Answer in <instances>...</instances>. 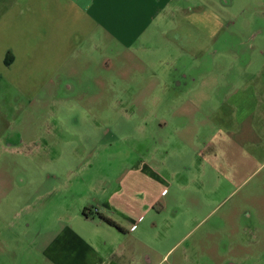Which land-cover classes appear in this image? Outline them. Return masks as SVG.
Wrapping results in <instances>:
<instances>
[{"label":"rangeland","instance_id":"obj_1","mask_svg":"<svg viewBox=\"0 0 264 264\" xmlns=\"http://www.w3.org/2000/svg\"><path fill=\"white\" fill-rule=\"evenodd\" d=\"M11 1L0 0L2 37L12 44L28 33L34 52L19 63L25 88L15 103L0 89V104L14 105L11 118L0 108V264H51L44 249L66 226L121 264H264V119L253 138H238L235 110L222 102L252 75L264 79V0L194 14L207 28L198 24L186 54L168 24L146 44L142 65L113 60L109 49L85 53L35 95L27 90L47 62L45 37H36L46 7H23L17 22ZM176 85L175 102L158 108V96L171 97L160 88ZM142 163L166 184L135 230L76 214L81 202L99 208Z\"/></svg>","mask_w":264,"mask_h":264},{"label":"crops","instance_id":"obj_2","mask_svg":"<svg viewBox=\"0 0 264 264\" xmlns=\"http://www.w3.org/2000/svg\"><path fill=\"white\" fill-rule=\"evenodd\" d=\"M221 1L107 0L104 6L98 7L93 0H12L10 9H13V12L16 13L17 22H21L23 7H46L44 12L46 13L45 21L43 26L40 24L41 31L36 37H39V35L42 38L43 35L45 37L43 47L47 62H45L44 69H39L40 74L38 76L31 74L30 77L32 78H30L27 93L37 94L42 86L49 84L61 71L66 72V70H69L70 61L73 60L77 63L85 53L91 54V52H94V54L104 57L106 49H109V55L113 57V60H118L119 57L129 60L130 56H133L137 65H142V58L147 49L146 44L152 42L156 37H162L164 33L166 34L164 27L168 24H171L174 36L175 45L173 46H176L177 51L181 54H186L183 49L186 48L187 43L190 42L189 40L196 37V29H199L198 24L207 28V23L198 21L194 14L200 13V16L204 17L203 15H207V7L212 9L215 7L214 11L224 13V11L228 12L225 7L234 5V0ZM235 1L242 5H259V0ZM197 7L200 8L197 10ZM201 7L205 8L201 10ZM39 11L35 10L36 16L39 15ZM28 12L30 16L34 15L31 10H28ZM58 12L60 19L57 18ZM3 14H5L4 11L1 16ZM225 14L228 15L229 13ZM248 26L249 24H246L244 28ZM36 28L39 30L38 25ZM3 33L4 28L0 21V66L2 67L0 71V89L3 87L11 91L13 95L9 100L15 103L14 100H17L18 94L25 88L20 80L22 73L19 70V63L24 60L25 63L29 62L32 59L34 48L29 45L30 37L28 33H21L20 36L14 34L17 42L14 41L12 44L5 43L2 37ZM211 36L213 35L211 34ZM211 36L209 39L213 40ZM86 46L90 47L89 51L85 50ZM8 61L9 63L6 64ZM71 70L74 73L77 71L74 67ZM257 74L259 75L260 71ZM253 76L250 80L244 81V84L233 88L231 92L227 93L225 91L222 101L227 107L235 110L237 122L241 125L236 130L239 135L238 138L246 141H248L245 135L246 132L251 133L252 138L255 134V120L260 125L259 120L263 121L264 119V79L258 81L255 79L257 75ZM62 86L67 91L75 89V85L70 84V82ZM178 86L180 85L169 87V89L160 88L159 92L162 93V96L170 93L171 97L166 100V98L158 96L156 101L158 108H161L162 104L169 100L175 102L178 98L176 96L178 93L176 87ZM9 100V104H0L6 118H11L14 115L12 113L14 105L10 104ZM192 100L189 99V104ZM30 102V100L27 102L25 108ZM16 105L20 108H15V112L21 109L20 104L16 103ZM247 126L250 127L251 131H248ZM250 141H253V139ZM129 172L131 173L128 181L121 180L117 188L109 194L105 203L100 205L99 208L81 202L76 214L80 217L84 216V218L82 217L83 221L93 224H95V219L99 217L97 227L105 224L107 228H115L103 220V218H107L113 222L115 221L114 223L120 228V230L117 229L119 232L126 233L127 227L130 231L135 230L142 215L146 214L156 201L150 195L156 193V191L163 193L166 183L146 163L138 165ZM155 180H160V182ZM138 189H141V191H138ZM133 194L139 195V198L133 196ZM83 211L86 215L83 214ZM111 215H118L122 222L113 219ZM95 230H98V228ZM44 254L45 260L51 264H121L118 257V260L115 259L116 261L103 259L92 244L69 226L64 227L61 233L54 236L51 243L44 249Z\"/></svg>","mask_w":264,"mask_h":264},{"label":"trees","instance_id":"obj_3","mask_svg":"<svg viewBox=\"0 0 264 264\" xmlns=\"http://www.w3.org/2000/svg\"><path fill=\"white\" fill-rule=\"evenodd\" d=\"M9 63V61L8 62H6V64H8ZM83 214L84 215H86V213L83 211ZM103 220L107 223V224H109L110 226H113V227H115L116 229H118V230H120V228L113 222V221H111L110 219H107V218H103Z\"/></svg>","mask_w":264,"mask_h":264},{"label":"snow or ice","instance_id":"obj_4","mask_svg":"<svg viewBox=\"0 0 264 264\" xmlns=\"http://www.w3.org/2000/svg\"><path fill=\"white\" fill-rule=\"evenodd\" d=\"M93 2L98 6L102 7L107 3V0H93Z\"/></svg>","mask_w":264,"mask_h":264},{"label":"bare ground","instance_id":"obj_5","mask_svg":"<svg viewBox=\"0 0 264 264\" xmlns=\"http://www.w3.org/2000/svg\"><path fill=\"white\" fill-rule=\"evenodd\" d=\"M7 111V110H6ZM115 222V221H114ZM118 224V223H117Z\"/></svg>","mask_w":264,"mask_h":264}]
</instances>
